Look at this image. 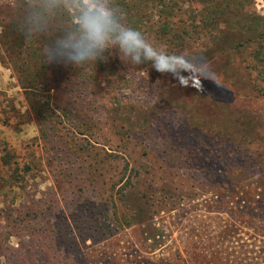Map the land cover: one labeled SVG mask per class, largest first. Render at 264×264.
Instances as JSON below:
<instances>
[{"label": "rangeland", "instance_id": "374dc122", "mask_svg": "<svg viewBox=\"0 0 264 264\" xmlns=\"http://www.w3.org/2000/svg\"><path fill=\"white\" fill-rule=\"evenodd\" d=\"M182 1L181 9L197 15L200 4ZM28 2L0 0V156L18 161L14 169L0 160L5 263L21 264L19 255L28 252L34 264H81L67 249L74 243L86 264H264V203L257 202L264 195V142L247 148L235 139L227 157L218 134L220 126L230 134L251 126L264 141V76L250 68L254 45L238 55L235 86L209 71L193 74L189 86L199 81L202 89L196 99L151 62L127 63L116 49L104 53L98 73L94 65L48 62L42 50L49 41L34 38L31 46L17 30ZM236 2L237 18L264 19V0ZM150 6L143 35L165 51L164 41L145 34L160 23ZM229 13L228 29L238 24ZM187 43L186 51L206 50L207 37ZM24 62L47 64L34 89L18 80ZM119 198L129 205L125 215L135 211L140 222L120 226ZM37 233L57 246L49 255L30 238Z\"/></svg>", "mask_w": 264, "mask_h": 264}, {"label": "trees", "instance_id": "16d2710c", "mask_svg": "<svg viewBox=\"0 0 264 264\" xmlns=\"http://www.w3.org/2000/svg\"><path fill=\"white\" fill-rule=\"evenodd\" d=\"M182 2V0H112L113 7L122 14L121 22L125 26L136 28L142 33L143 28L141 26V18L144 16L146 12L145 10L151 7L150 4L153 5L152 7H157L160 23L155 25L151 24L149 26V32H151V34L148 32L145 34L150 36L155 41H164V45L166 46L165 51L168 48L173 51L172 53L167 52L168 54H183L188 57L200 58L206 61L208 64L209 72L213 73L214 75L221 76L224 81L235 86L240 80L238 55L244 52L248 46L254 45L253 49L251 50L250 68L254 67V70L256 69V71L259 72V76H264L263 17L257 15H246L244 17L237 18L238 13L236 9L232 7L234 3H237L236 0H194V2L200 4L197 15L185 8L181 9V7H179V3ZM228 13L230 14L228 18H231L232 21H236V23H238L236 26L231 27L230 29L226 28L230 21L228 19L223 21L227 18ZM148 14H151V8ZM200 34H204L207 37V45L204 48L206 50L198 49L194 51H186L189 47H186L188 44V38H193L194 36H198ZM30 45L32 46V41ZM30 45L29 47H31ZM259 55L260 57L258 58ZM254 61L257 63H254ZM111 64H113V62ZM46 65V63H43L38 69H35L33 67H29L27 63L24 62L21 64V67H15L17 72L21 73L18 74V80L21 86L24 89H34V82L36 78L39 77L41 72H43V77H45L44 72L45 69H47ZM94 66L95 72L97 73L99 72L100 67H102V69L104 68V64L101 61H98ZM92 76V78L96 81V75L93 74ZM200 84L201 83L199 81H195L188 87V90H184L182 92V95L185 96V93H189L192 94L196 99H200L202 94ZM259 91L264 94V88L259 89ZM48 97H50V95H48ZM158 122H162V120H159ZM188 122L191 128H197V125L193 122V119H188ZM218 132L220 138L219 141L221 140L223 144H227V146H229V148H222L221 150V155H226L227 157L235 152L232 151L234 150L233 147L236 146L235 139L241 141L247 148H250L249 145L254 142H264L260 135H257L253 132L251 126L244 127V129L239 132V134H230L227 129L223 128V126H220ZM10 157H12L11 154L5 153L0 156V160H2L5 168H10L13 164H15L14 169H16L18 161L11 160V164L8 160ZM24 168L28 169L29 166H25ZM233 168L234 165H227L225 170H233ZM92 172L93 171L89 169L87 174V177L91 180ZM136 173H138V170H136ZM132 179H134V175ZM132 179L131 182L134 184ZM128 181L129 180L127 178L125 181L126 183L123 184L122 188L120 189L121 198H126L127 196L128 191L126 184ZM121 198H119V214L123 216V219H119V223L121 224L120 226L128 227L140 222L136 217V214L138 213H135V211L131 217L125 215L123 208H129V205L124 206V202L122 205ZM257 202L261 204L264 203V195L259 197ZM20 204L21 203L19 202V205ZM3 220H5L10 225L15 224L16 222V220L12 219L10 216L3 217ZM3 238L4 237L0 238V241L4 240ZM30 238L36 240L40 249H42V251L47 255H49L48 253L52 252L57 247L55 244L52 245L49 243L47 241V237L42 235V233L41 235L37 233ZM67 249H74L76 253V259L79 260L81 264H86L80 251L75 249L74 243H72V245L69 244ZM6 254H9L7 246L6 244L0 242V264H7L5 263V257L7 256ZM19 259L21 264H34L28 252L20 254ZM55 264L59 263L55 262ZM65 264L70 263L66 262Z\"/></svg>", "mask_w": 264, "mask_h": 264}, {"label": "clouds", "instance_id": "9594fccd", "mask_svg": "<svg viewBox=\"0 0 264 264\" xmlns=\"http://www.w3.org/2000/svg\"><path fill=\"white\" fill-rule=\"evenodd\" d=\"M112 0H31L19 15L17 30L25 41L45 37L42 54L48 62L73 67L96 65L110 49L130 64L151 62L158 73L170 74L182 87L193 74L208 71L197 57L158 50L136 28L121 22Z\"/></svg>", "mask_w": 264, "mask_h": 264}]
</instances>
